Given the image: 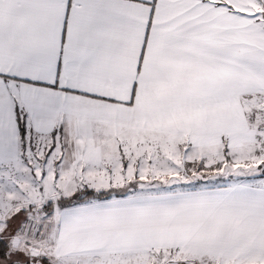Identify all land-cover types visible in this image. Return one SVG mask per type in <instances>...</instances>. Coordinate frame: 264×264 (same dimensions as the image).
<instances>
[{
  "label": "snow or ice",
  "instance_id": "6c2138e0",
  "mask_svg": "<svg viewBox=\"0 0 264 264\" xmlns=\"http://www.w3.org/2000/svg\"><path fill=\"white\" fill-rule=\"evenodd\" d=\"M0 264H264V0H0Z\"/></svg>",
  "mask_w": 264,
  "mask_h": 264
}]
</instances>
